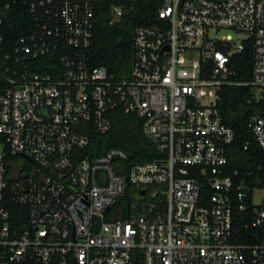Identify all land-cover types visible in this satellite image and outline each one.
Here are the masks:
<instances>
[{"label":"built area","instance_id":"2783aa9c","mask_svg":"<svg viewBox=\"0 0 264 264\" xmlns=\"http://www.w3.org/2000/svg\"><path fill=\"white\" fill-rule=\"evenodd\" d=\"M105 1L12 0L30 18L12 42L0 3V264H264V177L231 169L221 109L225 87L264 100V0H163L123 78L91 64ZM124 14L112 6L110 24ZM116 110L142 120L157 159L85 154ZM249 124L264 168V114Z\"/></svg>","mask_w":264,"mask_h":264},{"label":"trees","instance_id":"16d2710c","mask_svg":"<svg viewBox=\"0 0 264 264\" xmlns=\"http://www.w3.org/2000/svg\"><path fill=\"white\" fill-rule=\"evenodd\" d=\"M163 0H106L97 12V22L89 50L93 66H105L118 78L127 75L133 61V31L138 25H152L158 20V7ZM0 3L12 4L6 20V41L12 42L25 33L24 24L30 20L26 5L13 4L12 0H0ZM119 6L125 10L121 21L110 24L111 8ZM244 61V80L252 76V50L238 58ZM249 87H225L221 92V109L226 125L236 133L231 154L230 167L241 172L253 171L264 177L263 154L254 142L250 128V118L256 112L264 114V100L251 102ZM113 128L107 134L90 132L92 144L85 154L98 157L110 148H121L127 152L129 162L148 163L159 157L154 144L143 133L142 120L134 114H125L120 110L110 115ZM248 145L247 149L245 147ZM39 264V263H31Z\"/></svg>","mask_w":264,"mask_h":264},{"label":"rangeland","instance_id":"374dc122","mask_svg":"<svg viewBox=\"0 0 264 264\" xmlns=\"http://www.w3.org/2000/svg\"><path fill=\"white\" fill-rule=\"evenodd\" d=\"M212 34H213V33H212ZM227 34H230V32H227V31H225V32H221V33L218 34V36L221 37V36H225V35H227ZM263 195H264V189H260V190H258V191L256 192V201L259 202V201L261 200V198L263 197ZM118 210H119L118 208L114 209V210L111 212V214H110V216H109V219H114L115 217H117V211H118Z\"/></svg>","mask_w":264,"mask_h":264},{"label":"water","instance_id":"95a60500","mask_svg":"<svg viewBox=\"0 0 264 264\" xmlns=\"http://www.w3.org/2000/svg\"><path fill=\"white\" fill-rule=\"evenodd\" d=\"M124 206L128 208V202H124Z\"/></svg>","mask_w":264,"mask_h":264}]
</instances>
